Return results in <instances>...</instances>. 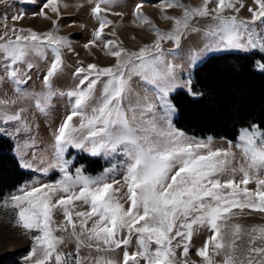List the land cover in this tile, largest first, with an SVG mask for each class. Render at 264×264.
I'll use <instances>...</instances> for the list:
<instances>
[{
    "label": "snow or ice",
    "instance_id": "snow-or-ice-1",
    "mask_svg": "<svg viewBox=\"0 0 264 264\" xmlns=\"http://www.w3.org/2000/svg\"><path fill=\"white\" fill-rule=\"evenodd\" d=\"M89 2L98 28L84 47H100L112 63L84 66L78 61L72 73L77 83L67 92L54 86L64 71L63 50H72L69 38L59 34L61 0H43L33 14L51 23L49 31L17 28L24 12L13 14L11 27L6 14L0 18V135L19 138L14 147L20 167L44 175L60 173L53 183L23 185L0 204L11 208L15 226L31 235L27 264H197L189 259L190 250L202 264H264V225L235 222L252 212L264 214V126L242 127L234 144L217 148L211 137L197 139L178 129L173 123L176 108L169 100L178 87L191 93V78L181 83V68L172 62L183 38L202 37V46L188 53L189 64L221 49L264 53V0H251V6L243 0H201L196 6L161 0V19L172 22L168 31L137 3L134 23L147 25L154 35L138 50L105 37V28L113 23L107 15H123L112 11L117 0ZM177 8L181 15L168 14ZM245 10L248 18L240 15ZM164 42L174 48H165ZM41 63L46 68L40 85L33 87V71ZM255 66L264 71V62ZM6 84L11 94L2 90ZM65 96L69 114L52 132L50 153L38 158L31 151L35 140L28 135L33 130L29 118L48 116L54 99ZM75 117L78 123H73ZM70 149L91 157L121 154L123 183L115 179V164L96 176L86 175L82 166L73 171ZM77 201L89 210H76ZM57 210L63 216L60 223L54 218ZM200 229L209 234L193 249V236ZM58 232L75 241L74 253L59 250L66 237ZM133 243L135 250L129 251ZM81 249L89 254L82 256ZM118 251L119 260L114 257Z\"/></svg>",
    "mask_w": 264,
    "mask_h": 264
},
{
    "label": "rangeland",
    "instance_id": "rangeland-1",
    "mask_svg": "<svg viewBox=\"0 0 264 264\" xmlns=\"http://www.w3.org/2000/svg\"><path fill=\"white\" fill-rule=\"evenodd\" d=\"M42 2L43 0H35L34 3L26 2V0H9L8 4H0V18H2L6 14L8 16L7 24L9 27H11L13 25V21L11 19L13 14L24 12L26 13L24 18L15 23V26L17 28H20V27L32 28L38 32L49 31L52 29L51 23L47 22V24L45 23L39 24L38 17L33 15L34 13H36L37 10L40 11V5L42 4ZM83 2H84L83 5H80L81 14H78V17L76 16L77 14H74L71 12L69 13L61 12V17L59 18V24H60L59 34L62 36H67L69 40L71 41V46H72V50H68V49L63 50V59H64V64H65L64 71H63V74L54 81V86L59 91L67 92L68 90L73 88L75 84L77 83V81L72 77V73L75 71V68L79 66L78 61L82 62L84 66H86L89 63H96V64H99L100 66H107L110 63H112V58L110 57L108 59H105V61L102 62L100 55H97L94 52H91V54L88 57H85V58L81 57L82 50L83 51L85 50L84 45L89 43V41L92 39L93 32L98 28V21L91 15V8H90L89 0H83ZM86 2L89 3L88 8L84 7ZM182 2L185 4L196 6L201 3V0L198 3H194L193 0H182ZM137 3H143L144 14L150 17L159 28L165 31H168L171 29L172 22L161 19V11H160L161 0H117V4L114 8L123 10V12H126L127 14H129V16L133 17L134 20H136L135 16L133 15V10ZM243 3H245L248 6H251V0H243ZM91 5L93 4L91 3ZM146 7H150V9H153L154 11L148 10L146 9ZM168 14L181 15L182 11H178V8L170 9L168 11ZM240 15L244 18H248L250 16V14L246 10L242 11ZM82 16L86 17L87 19L88 17H90L91 21L94 23V26L91 28H93L94 30L90 28L89 31L85 30L82 32V30L73 26V22L75 23L76 21H78V18L83 20ZM53 18L56 19L57 17H53ZM121 18H122L121 16H118L116 19H114L112 14L107 15V19L111 20L113 23L111 26L105 28L106 38L122 41L123 46L130 50H138L141 46H143V44L152 42V40L154 39V35L148 31V26L145 25L139 28L144 30L146 37L137 36L135 40L138 41V43L135 46H130L126 44V42L118 34V23L120 22ZM2 23L3 21L2 19H0V32H2L3 30ZM202 23L203 22H201V24ZM63 26H68V27L64 28ZM198 26H201V25L198 24ZM111 31H115L116 35L114 37L108 36V33ZM78 42L83 43L81 47H79L80 45H78ZM164 46L165 48H174V45L171 42H164ZM200 46H202L201 36H197L195 38L186 37V38H183L181 41V48L175 50L179 53V55L172 62L179 65L181 68V71L179 74L181 83H183V81L187 80L188 78H191L192 85H191V93L185 87H178L176 88L175 91L169 94V100L173 105H174V97L179 92H185L194 99L201 97L200 92H195L193 90V86L195 84V71L199 67H201L207 60H209L211 56L222 55V54H227V53H245V54L259 53L264 58V53L260 52L259 50H251L249 52H244V51L236 50V49H221L219 51L208 53L205 56H203L201 59L197 60L195 63L189 64V60H188L189 51L197 50L198 47ZM99 49L101 52H103L101 48ZM169 59H171V57H169ZM45 68H46V65L41 63L40 66L33 71V80L30 81V84L33 87H38L40 85ZM3 87H5L6 91L9 94H11L10 84H7V87L6 86H3ZM192 93H195V95H193ZM53 105H54L53 110L48 116L34 114L30 116L29 118V122H32L33 123L32 125L34 127H33L32 132L28 135L33 137L35 140V147L31 149V151L37 153L38 158L40 156H44L50 153L51 144L53 142L52 132L56 129L55 125L56 123H59L60 125V123L63 122L64 117L67 114H69V110L71 107L69 100L66 96L55 98L53 101ZM59 105L65 108V110L61 113V115H63L61 116V118L60 116L57 117V114L59 113V108H58ZM177 118H178V110L176 108V115L173 118V123L178 129H180L176 123ZM56 119L57 120L60 119L61 121L60 120L57 121ZM78 122H79V118L75 117L73 120V123H78ZM36 124L38 125L39 129L37 128ZM7 127L9 128V131L12 130L11 125ZM36 129H38V131H36ZM184 132L188 134L189 136L196 137L197 139H207L208 137H211L214 141V147H217V148H226L228 147L229 141H232L233 144L237 141V138L232 140V139H228L224 137L223 138L222 137L221 138L212 137V136L200 137L192 133H189L187 131H184ZM0 137H4V138L11 140L14 146L17 142H19V138L17 137L6 136V135H0ZM25 138H27V136ZM234 150L237 151V162H238L239 152L236 149ZM69 151L71 153V159L75 162L73 165V171H74L75 166H82L85 169L86 175L96 176V175H99L101 172H103L104 169L109 168L113 164H115L117 166L115 179L120 180L121 184L123 183L120 165L123 164L124 157L121 154H117L115 158H111V157L105 158L102 156L101 157H91L85 152L76 150V149H70ZM13 154L18 160L15 147H14ZM22 169L27 174V178L23 183H21V185H19L18 188L22 187L25 184L31 185L35 183L38 185V184H44V183H53L55 182V180H58L60 178V173L58 172V170H53L48 175H44L40 172H37L35 169H31V170L25 169V168H22ZM237 179H240L239 174L237 175ZM115 187H120V185H116ZM248 187L254 188L255 185L249 184ZM17 189L11 192L9 191L5 192L4 194L0 195V204H2L3 199L7 198L10 193H16ZM120 195H122V193H120ZM125 207H127V204L125 205ZM76 210L88 211L89 206L83 204L82 202L77 201ZM245 212L247 213L248 210H245ZM54 218L57 221V223H60L63 220L62 213L59 210H57ZM14 219H15V213L11 208L0 206V264H27V262L25 261V256L28 254L30 246L32 244L31 235L30 234L26 235L22 228L15 226ZM235 222L240 223L246 227H250L252 225H264V214H261L258 212H252L251 215L245 214V215L240 216ZM91 223L92 222L90 221L89 226H91ZM56 234L65 235L66 237L65 243L60 246L59 250L65 253H74L76 250L75 241L73 239L67 238L66 233L58 232ZM208 234L209 233L205 229H200L197 233H195L192 239L193 249L201 247L203 245L206 235ZM238 243H244V241H238ZM134 250H135V246L133 243V247L130 248L129 251H134ZM88 254L89 252L87 249H81L82 256H87ZM91 255L95 256L96 253L93 252L91 253ZM177 255H180V250H178ZM114 257L117 260L121 259L122 252L118 251L117 253L114 254ZM189 259L197 261V264H202L201 258L195 254L194 250H190ZM215 259L217 261L221 260L220 257H216ZM141 264H144V262L141 261Z\"/></svg>",
    "mask_w": 264,
    "mask_h": 264
},
{
    "label": "trees",
    "instance_id": "trees-1",
    "mask_svg": "<svg viewBox=\"0 0 264 264\" xmlns=\"http://www.w3.org/2000/svg\"><path fill=\"white\" fill-rule=\"evenodd\" d=\"M258 61H264L259 53L211 56L195 71L193 90L201 97L185 92L174 97L177 126L200 137L232 140L242 127L264 126V71L255 66ZM13 151V142L0 137V195L27 178Z\"/></svg>",
    "mask_w": 264,
    "mask_h": 264
},
{
    "label": "bare ground",
    "instance_id": "bare-ground-1",
    "mask_svg": "<svg viewBox=\"0 0 264 264\" xmlns=\"http://www.w3.org/2000/svg\"><path fill=\"white\" fill-rule=\"evenodd\" d=\"M199 1L200 0H193L194 3H198ZM83 3H84L83 0H61V12L62 13L63 12H68V13L71 12V13L77 14L76 16L78 17V14H81L80 5H83ZM63 4H67L68 7H66V8L63 7ZM84 7L88 8L89 3L86 2ZM92 7H93V5H91V3H90V8H92ZM150 7H146V9L154 11L153 9H150ZM112 11L113 12H120L123 14L121 16L122 18L120 19V22L118 23V34L122 37V39L126 42V44H128L130 46H135L138 43V41L133 39V37H135V38L137 36L146 37L144 30L137 27L136 23H134L135 20L133 17L129 16V14H127L126 12H123V10L118 9V8H114V9H112ZM178 11H182V10L178 9ZM49 14H51V13H49ZM112 16L114 17V19H116L118 17L117 15H112ZM37 17H38L39 24H44V23L47 24V22H49L48 20H44V18H42L40 16H37ZM53 17H55V16H53ZM82 18H83V20L78 18V21H76L75 23L73 22V26L82 30V32L85 30L89 31L90 28L94 26V23L91 21L90 17H88V19H87L86 17L82 16ZM87 26H89V27H87ZM63 27L67 28L68 26H63ZM91 29L94 30L93 28H91ZM82 44H83L82 42H78V45H80L79 47H81ZM99 48L100 47L85 48L84 51L82 50L81 57L82 58L88 57L91 54V52H94L97 55H100V58L103 62V61H105V59H108L109 56H107L104 51L101 52ZM5 86L7 87V84ZM2 90L7 92L5 87H3ZM58 108H59V113L57 114V117L60 116V118H61V116H63V115H61V113L65 110V108L62 107L61 105H59ZM58 120H60V119H58ZM30 123H32V122H30ZM58 125H59V123H56V125H55L56 128L58 127ZM36 126H37V124H36ZM38 129H36V131H38ZM36 131H34V132H36ZM36 135H38V134H36Z\"/></svg>",
    "mask_w": 264,
    "mask_h": 264
}]
</instances>
